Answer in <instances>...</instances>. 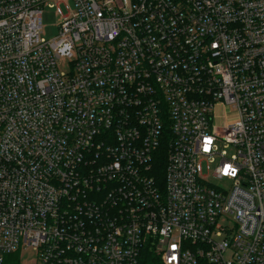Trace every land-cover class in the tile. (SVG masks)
Wrapping results in <instances>:
<instances>
[{
  "label": "built area",
  "instance_id": "obj_1",
  "mask_svg": "<svg viewBox=\"0 0 264 264\" xmlns=\"http://www.w3.org/2000/svg\"><path fill=\"white\" fill-rule=\"evenodd\" d=\"M20 247L264 264V0H0V264Z\"/></svg>",
  "mask_w": 264,
  "mask_h": 264
},
{
  "label": "rangeland",
  "instance_id": "obj_2",
  "mask_svg": "<svg viewBox=\"0 0 264 264\" xmlns=\"http://www.w3.org/2000/svg\"><path fill=\"white\" fill-rule=\"evenodd\" d=\"M64 1L68 3V0ZM64 4L65 3H61V7L63 9ZM60 22L61 16L57 14L56 6L49 7V5L46 4L42 10V28L40 36L45 39L53 38L58 33ZM68 62L69 59H64L62 61V70L68 71ZM208 175L209 180L214 184L222 188H229L231 183L230 180L213 177L211 173H209ZM220 222L224 225H230L234 227V223L231 219L223 218ZM37 261H39V257L36 254V251L33 250L31 247H20L16 252L6 256V262L8 264H32Z\"/></svg>",
  "mask_w": 264,
  "mask_h": 264
},
{
  "label": "trees",
  "instance_id": "obj_3",
  "mask_svg": "<svg viewBox=\"0 0 264 264\" xmlns=\"http://www.w3.org/2000/svg\"><path fill=\"white\" fill-rule=\"evenodd\" d=\"M19 264V263H18Z\"/></svg>",
  "mask_w": 264,
  "mask_h": 264
}]
</instances>
